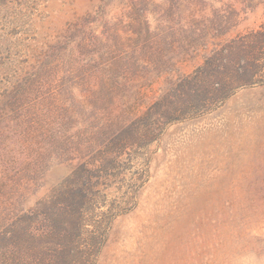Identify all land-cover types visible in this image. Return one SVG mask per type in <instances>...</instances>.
<instances>
[{
	"label": "rangeland",
	"instance_id": "rangeland-1",
	"mask_svg": "<svg viewBox=\"0 0 264 264\" xmlns=\"http://www.w3.org/2000/svg\"><path fill=\"white\" fill-rule=\"evenodd\" d=\"M0 264H264V0H0Z\"/></svg>",
	"mask_w": 264,
	"mask_h": 264
}]
</instances>
